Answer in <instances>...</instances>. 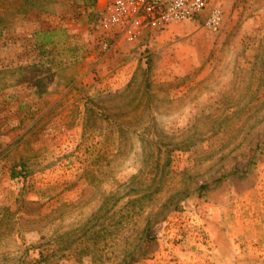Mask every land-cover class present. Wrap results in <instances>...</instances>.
Listing matches in <instances>:
<instances>
[{
	"label": "rangeland",
	"instance_id": "1",
	"mask_svg": "<svg viewBox=\"0 0 264 264\" xmlns=\"http://www.w3.org/2000/svg\"><path fill=\"white\" fill-rule=\"evenodd\" d=\"M112 1L0 0V264H264V0L105 50Z\"/></svg>",
	"mask_w": 264,
	"mask_h": 264
},
{
	"label": "built area",
	"instance_id": "2",
	"mask_svg": "<svg viewBox=\"0 0 264 264\" xmlns=\"http://www.w3.org/2000/svg\"><path fill=\"white\" fill-rule=\"evenodd\" d=\"M223 9L213 0H113L103 13L105 50L123 42L135 43L145 33H160L171 24L202 22L207 30L219 29Z\"/></svg>",
	"mask_w": 264,
	"mask_h": 264
},
{
	"label": "trees",
	"instance_id": "3",
	"mask_svg": "<svg viewBox=\"0 0 264 264\" xmlns=\"http://www.w3.org/2000/svg\"><path fill=\"white\" fill-rule=\"evenodd\" d=\"M53 33H55V32L53 31V32L49 33V35H52ZM47 34H48V33H47ZM50 43H52V42H50ZM22 169H23V170H21L20 172H17V173L14 175V177H17V176H19V175H23L24 171H26V166L23 165V166H22Z\"/></svg>",
	"mask_w": 264,
	"mask_h": 264
}]
</instances>
